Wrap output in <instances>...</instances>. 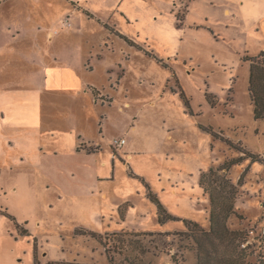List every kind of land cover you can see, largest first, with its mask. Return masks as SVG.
<instances>
[{
	"label": "rangeland",
	"instance_id": "obj_1",
	"mask_svg": "<svg viewBox=\"0 0 264 264\" xmlns=\"http://www.w3.org/2000/svg\"><path fill=\"white\" fill-rule=\"evenodd\" d=\"M35 1L30 7V0H22V10L19 0L0 5L1 28L24 25L11 42L0 37V50L17 49L24 57L9 75L15 87L0 96L2 112L9 115L0 128V260L111 264L91 231L117 232L131 240L124 251H108L114 264H197L193 233L183 220L210 228L211 200L201 180L212 168L226 165L227 176L238 185V215L228 225L247 234V250L254 251L250 260L256 264L258 240L264 239V119H256L250 98L248 58L264 51V35L254 25L264 19V0H246L241 36L231 27L219 39L200 33L198 40H185L187 62L175 59L180 43L167 21L87 22L81 59L87 55L90 67L87 62L78 78L65 81L67 55L58 44L52 50L63 55L57 63L61 71L50 89L38 87L26 47L33 56L37 51L19 35H31L29 23L38 32L39 26L56 27L62 17H72L74 8ZM98 1L91 0L87 9L112 13ZM215 9L221 12L222 5ZM74 13L81 21L83 13ZM115 28L132 36V44L111 32ZM39 35L45 47L47 32ZM157 56L177 62L178 70ZM118 138H127L124 149L114 144ZM246 152L262 160L253 161ZM149 189L182 221L160 225Z\"/></svg>",
	"mask_w": 264,
	"mask_h": 264
},
{
	"label": "crops",
	"instance_id": "obj_2",
	"mask_svg": "<svg viewBox=\"0 0 264 264\" xmlns=\"http://www.w3.org/2000/svg\"><path fill=\"white\" fill-rule=\"evenodd\" d=\"M9 1L13 0H0V5H2L3 3L5 4ZM30 1L32 2L30 7L34 4H38L35 0ZM90 1L91 0H51L50 2L53 8H55L56 5H61V3H63V5H72V7L74 8L73 11L83 13L82 20L80 21L78 16H76L75 13L73 14L72 11V17H62L60 25H53L56 27L50 26L46 30L44 26H39L38 32L37 29H33V23H29L32 29L30 33L31 35L28 38H25V32L22 36L19 35V41L23 39H29L30 43L32 45L34 44V49L37 51L36 55L33 56L30 53L29 48L26 47L28 60L31 61L32 65L36 66L37 68L36 74L38 75V87L40 89H44L46 87L50 89L54 85L55 75L61 71L57 70V63L61 61L63 55L61 53H54V50H52V48L57 47L58 44L64 45V49L62 50H65L64 52L67 55L63 71L66 75L65 81H68L69 79L73 80V77L78 78L79 72L84 69V65H86L87 62L89 63L90 67V62L87 60V55L86 59H81V56L83 54L85 55L87 50V38L86 42L83 41V34L85 33L84 25L87 22L95 21L96 23H99L101 25L111 26L110 23H114L112 22L114 18L115 22H124L129 24L140 20H154L157 22L167 21L171 27L174 38H176L178 43H180L178 46L174 47L176 54L175 59H182L186 62L191 58L188 60L184 59L186 57L183 56L185 50L182 49V45L184 44L185 40H198V35L200 33L210 35V37H212L213 39H219L218 37L224 36V28L228 29L231 27L233 28L232 31L234 32V35L237 37L241 36L245 30L243 29L244 27L242 26V24L241 26H239V23H241V20L244 19L243 23L245 26L246 18L244 17V11L242 10V8L245 5L246 0H148L150 1L148 2L149 4H146V0H101L102 9L109 7L112 12L111 14H109L108 10L100 12L97 10H92L93 12H91L89 9H87L88 3ZM98 2L101 3L100 1ZM256 3L260 4L261 1H257ZM184 4L185 10L183 11ZM217 4L222 5L221 12L219 13L215 9ZM20 8L21 10L25 8L22 5V0H19V10ZM84 10L90 12L92 16L85 13ZM180 14L183 17L182 20H179L178 16ZM71 18L73 19V21L71 20ZM31 21L33 22V20ZM234 21H236V23H234ZM254 23L257 30L262 31L264 35V19H260L258 22ZM4 25H6L8 31L0 27V37L4 41L8 42L14 40L15 33L17 32L20 34L23 31L22 29L24 26L20 23L19 26H15L12 23H4ZM115 26H117V24ZM42 31L47 32V45L45 47L40 46L38 42L40 38L39 34ZM121 31L115 28L111 32L117 33L120 36L123 35L133 42V39L131 38L132 36L130 37V35L128 36L126 34H123ZM14 43L18 44V42H13L12 44ZM15 51L10 52L7 47H4L0 50V82L2 77L6 76V78L4 79L5 85L2 87L0 84V96L2 91L4 90V94L1 96L2 98L7 96L10 90L16 85V83L12 81V78L9 77V75L14 72L12 71V69H19V62L22 61L24 63L23 52H19L17 51V49ZM147 54L151 55L150 53ZM180 55L183 57H180ZM254 55H257V53H255ZM157 58L163 60L164 64L167 65V67L172 66L175 70H178L179 67L177 62L172 65L171 62H169V64L161 57L159 58L157 56ZM166 58L171 59V57ZM122 66H124V64ZM110 70L113 71L116 69L115 67H111ZM178 74H180V71H178ZM69 76L73 77L71 78ZM122 78H124V69L122 75H119L118 83L122 80ZM1 105L2 104L0 103V108ZM128 105L129 108L132 107L129 101ZM8 117L9 115L7 113H3L1 108L0 128L3 129V127L5 126V119ZM17 122H19V120H17ZM127 143L128 140L126 138V142L123 145L122 149L126 147ZM98 147L100 149V146ZM99 149L97 148L96 150ZM78 150L80 149L78 148ZM86 153L90 154L88 152ZM159 224L164 226V224ZM18 241L19 239H17V242ZM0 264L6 263H4L3 260H0Z\"/></svg>",
	"mask_w": 264,
	"mask_h": 264
},
{
	"label": "trees",
	"instance_id": "obj_3",
	"mask_svg": "<svg viewBox=\"0 0 264 264\" xmlns=\"http://www.w3.org/2000/svg\"><path fill=\"white\" fill-rule=\"evenodd\" d=\"M85 13L92 16L90 12L84 10ZM179 20H182L180 14ZM125 40L132 44V41L121 35ZM250 67L249 76V94L254 105V113L256 119H264V51L248 58ZM181 89V97L189 107L191 104L186 92ZM248 157L253 161L262 160L254 153L246 152ZM264 162V160H262ZM226 165L220 168H212L209 173L204 174L200 186L205 193H208L211 200L210 208V228L204 229L197 222L186 220V227L193 233L192 237L197 246L198 261L197 264H255L250 260V256L254 251L248 252L250 248L248 244L249 237L242 230H234L229 227L228 220L233 215H238L235 208V198L238 194V185L234 184L227 176ZM243 182V176L239 179V184ZM148 197L151 198L158 208V221L161 224L169 220H182L181 218L171 214L158 196L150 189ZM88 234L97 237L106 248L107 256L111 264L114 261L108 251L113 249L116 252L124 251L126 244L131 240L125 237L120 238V233L112 234H96L88 231ZM127 234L126 232L124 233ZM163 234V233H162ZM123 235V234H121ZM258 246V260L256 264H264V239L260 238ZM247 244L246 248L241 246ZM36 262H38L36 260ZM47 264H86L81 262L66 261H49Z\"/></svg>",
	"mask_w": 264,
	"mask_h": 264
},
{
	"label": "built area",
	"instance_id": "obj_4",
	"mask_svg": "<svg viewBox=\"0 0 264 264\" xmlns=\"http://www.w3.org/2000/svg\"><path fill=\"white\" fill-rule=\"evenodd\" d=\"M126 142V139L125 138H118L114 141V144L116 146H123Z\"/></svg>",
	"mask_w": 264,
	"mask_h": 264
}]
</instances>
